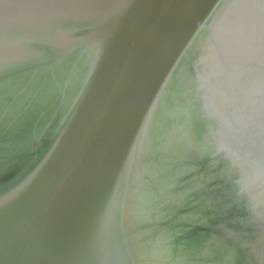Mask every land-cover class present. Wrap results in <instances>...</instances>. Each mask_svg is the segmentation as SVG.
<instances>
[{"label": "water", "instance_id": "obj_1", "mask_svg": "<svg viewBox=\"0 0 264 264\" xmlns=\"http://www.w3.org/2000/svg\"><path fill=\"white\" fill-rule=\"evenodd\" d=\"M0 264H264V0H0Z\"/></svg>", "mask_w": 264, "mask_h": 264}]
</instances>
